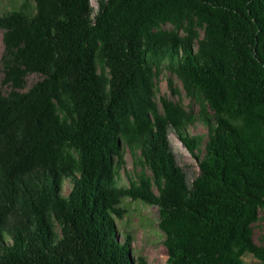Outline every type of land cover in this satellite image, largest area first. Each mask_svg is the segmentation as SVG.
I'll use <instances>...</instances> for the list:
<instances>
[{
    "label": "trees",
    "instance_id": "16d2710c",
    "mask_svg": "<svg viewBox=\"0 0 264 264\" xmlns=\"http://www.w3.org/2000/svg\"><path fill=\"white\" fill-rule=\"evenodd\" d=\"M95 1L0 10V264H148L116 227L127 198L157 207L166 264H264V0ZM164 69L196 111L157 102Z\"/></svg>",
    "mask_w": 264,
    "mask_h": 264
},
{
    "label": "rangeland",
    "instance_id": "374dc122",
    "mask_svg": "<svg viewBox=\"0 0 264 264\" xmlns=\"http://www.w3.org/2000/svg\"><path fill=\"white\" fill-rule=\"evenodd\" d=\"M93 7L97 8L95 0H91ZM18 4V0H0V10L8 9ZM169 27V25H167ZM3 51L2 34L0 32V55ZM3 73L0 67V88L6 92L9 90L7 85H2ZM40 79L37 74H29L26 77L27 84ZM155 99L160 103L161 97H166L174 102L181 103L187 109L197 110L198 106L190 101L185 95L181 81L177 76L168 71L162 70L156 79ZM173 89H179V94L174 93ZM191 134L203 135V144L206 140L207 128L199 121H195L188 128ZM170 143L175 153L178 164L184 169L189 179H192L198 173V163L196 157L181 143L174 133H169ZM203 148V145H202ZM125 165L120 170L118 183L129 185L130 176L133 175V169L138 171L139 165H135V160L128 150H126ZM149 172V171H148ZM69 183H65L64 190L67 191ZM124 209L122 218H115L116 227L120 236L125 234L131 236V249L135 258L142 256L148 264H166V249L164 247V232L158 226L159 214L156 206L144 204L137 200L129 198L121 203ZM254 240L256 243L264 244V210L259 213L258 220L253 224ZM243 264H260L252 255L243 257Z\"/></svg>",
    "mask_w": 264,
    "mask_h": 264
}]
</instances>
